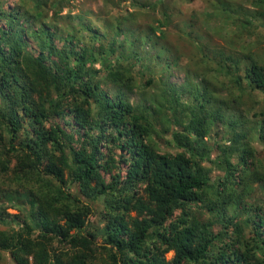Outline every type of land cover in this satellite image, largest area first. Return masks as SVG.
Segmentation results:
<instances>
[{
  "label": "trees",
  "instance_id": "trees-1",
  "mask_svg": "<svg viewBox=\"0 0 264 264\" xmlns=\"http://www.w3.org/2000/svg\"><path fill=\"white\" fill-rule=\"evenodd\" d=\"M73 1L0 0V264H264V0Z\"/></svg>",
  "mask_w": 264,
  "mask_h": 264
},
{
  "label": "rangeland",
  "instance_id": "rangeland-1",
  "mask_svg": "<svg viewBox=\"0 0 264 264\" xmlns=\"http://www.w3.org/2000/svg\"><path fill=\"white\" fill-rule=\"evenodd\" d=\"M171 0H162L160 4L157 5L156 10H154L155 14L158 17H161V11L162 10H168V3ZM220 0H174L173 3H175V8L181 12L179 16L173 17V22H176L175 29L179 26L181 31L188 30L191 25L193 26L194 30L200 29L201 35L195 33V37L200 39L202 35L209 40V42L212 41V43H216L221 46H226L228 42V35L221 33V27L222 23L226 20L227 16H229V13L224 11H229L230 8L238 6L242 13L244 10L248 11L249 15L254 14L255 11V5L248 2V0H222L223 3L219 2ZM103 5V4H102ZM101 5V0H75L71 3L72 8H74V12H81L87 17L90 22L94 25H99L102 23L101 19L104 18V15L101 12V8L103 7ZM84 11H88L84 13ZM149 13L150 10H148ZM241 12V11H237ZM188 16V20L190 21L189 26H185V19L184 17ZM256 20L257 17L253 16ZM146 22V19H144ZM173 26V25H171ZM229 28H232V23L228 24ZM173 28V29H174ZM256 33V32H255ZM167 35H169V38H174V34H172V30L167 32ZM256 34L251 38H255ZM264 36V32H263ZM243 40V39H240ZM198 48V46L196 45ZM183 54L186 55H196L198 52L197 50H194L191 45H184L182 47ZM196 57V56H195ZM150 62V61H148ZM180 71H175L172 77H170V80L173 81H180L181 77ZM156 75V73L154 74ZM133 98V96L131 97ZM253 145L257 146L255 141H253ZM263 153H260L259 155H262ZM6 205H8L5 208V211L8 213H16L17 208L15 207L16 200L14 201H4ZM9 205H14L9 206ZM26 206V203L23 208ZM4 223V222H1ZM8 225V224H7ZM172 252L168 251L165 253V257L169 258L171 256Z\"/></svg>",
  "mask_w": 264,
  "mask_h": 264
}]
</instances>
